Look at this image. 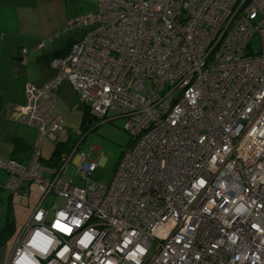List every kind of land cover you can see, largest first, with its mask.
I'll use <instances>...</instances> for the list:
<instances>
[{
	"label": "built area",
	"instance_id": "obj_1",
	"mask_svg": "<svg viewBox=\"0 0 264 264\" xmlns=\"http://www.w3.org/2000/svg\"><path fill=\"white\" fill-rule=\"evenodd\" d=\"M94 1L61 29L91 26L55 77L26 85L30 159L0 158L4 189L39 193L6 264H264V0ZM63 80L98 122L124 119L107 184L86 156L83 187L61 178L77 146L41 162L44 136L65 133L49 115ZM49 194L65 201L52 215Z\"/></svg>",
	"mask_w": 264,
	"mask_h": 264
},
{
	"label": "crops",
	"instance_id": "obj_2",
	"mask_svg": "<svg viewBox=\"0 0 264 264\" xmlns=\"http://www.w3.org/2000/svg\"><path fill=\"white\" fill-rule=\"evenodd\" d=\"M49 1L0 0V158L14 159L23 164L31 157L37 135L33 126L18 120L19 108L25 102L26 85L39 88L53 79L57 71L49 66V61L67 55L72 44L85 34L79 36L74 31L76 28L61 33L67 19L74 15H44ZM83 108L81 99L69 82L61 81L57 87V98L49 108L51 118L70 119L79 110L82 118ZM59 141L61 142H57ZM42 144L43 140L41 159L46 162L47 159L42 157ZM76 146L77 144L74 147ZM80 159V156L76 158L77 163ZM45 166L50 170L58 167L57 164ZM0 170L4 172V178L0 179V189H4L2 187L8 174L5 170ZM33 187L37 191L35 184H30L28 194L4 190L12 201L15 194L28 196ZM37 195L39 197L38 191ZM9 218L12 221L10 224L7 221L8 227L0 228V264L7 263L13 248L7 230L14 221L13 216Z\"/></svg>",
	"mask_w": 264,
	"mask_h": 264
},
{
	"label": "rangeland",
	"instance_id": "obj_3",
	"mask_svg": "<svg viewBox=\"0 0 264 264\" xmlns=\"http://www.w3.org/2000/svg\"><path fill=\"white\" fill-rule=\"evenodd\" d=\"M96 10L97 4L94 0H50L44 15L70 14L75 16L95 12ZM90 28L91 26H81L74 31L80 36ZM256 43L257 39L255 37L253 44L256 45ZM112 114H114L113 111L108 112V115ZM82 119L81 110L77 114L75 113L70 119L66 117L61 118L65 125V133L60 136L58 135L60 138L58 140L69 145L77 144V149L73 157L64 166L61 178L72 180L76 186L83 187L85 180L79 176L80 173L77 170L76 158L78 156H86L89 160H94L98 164L90 176V180L107 184L112 179L116 164L124 148L131 140L130 135L123 128L124 119L116 118L103 122L90 121V124L87 121L82 124ZM55 143L56 141H51L47 136H44L42 144L43 158L50 160ZM3 173L0 170V179L4 178ZM37 199L39 200V197L34 187L28 196H17L15 194L12 197V201L8 199V192L0 189V228L8 227L7 223L9 222L10 224V221H12V218H9L10 216H13L14 221L13 224L11 223L12 228L10 225L7 230L8 236H10V245L15 243L16 237L30 217L34 205L37 203ZM64 203L63 198L49 194L42 206L48 211L49 215H52L56 209L63 207Z\"/></svg>",
	"mask_w": 264,
	"mask_h": 264
},
{
	"label": "trees",
	"instance_id": "obj_4",
	"mask_svg": "<svg viewBox=\"0 0 264 264\" xmlns=\"http://www.w3.org/2000/svg\"><path fill=\"white\" fill-rule=\"evenodd\" d=\"M84 115L83 116V119L81 120V123H85L87 121L88 124H90V121H93V122H98L97 119H94L88 112V109L84 106L83 108V113ZM88 129V128H87ZM75 146V144H72V145H69V144H66L65 142L63 141H59V142H56L54 144V148L51 152V156H50V160H47L46 162L41 159V162L42 164H51V165H54V164H57L58 166H60L59 164L61 163L60 162V158H61V154L66 152V151H70L73 149V147Z\"/></svg>",
	"mask_w": 264,
	"mask_h": 264
}]
</instances>
